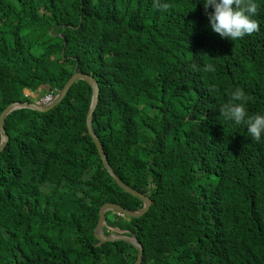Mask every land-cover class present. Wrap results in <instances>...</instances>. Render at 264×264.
I'll list each match as a JSON object with an SVG mask.
<instances>
[{"label": "trees", "instance_id": "trees-1", "mask_svg": "<svg viewBox=\"0 0 264 264\" xmlns=\"http://www.w3.org/2000/svg\"><path fill=\"white\" fill-rule=\"evenodd\" d=\"M162 2L0 0V114L31 102L25 90L56 96L76 67L98 85L91 126L110 167L151 201L142 217L105 213L138 239L141 264H264V138L219 113L236 90L264 113V0L260 30L234 41L201 0ZM91 95L77 81L51 110L4 119L0 264L134 263L129 244L93 236L102 205L142 203L101 163Z\"/></svg>", "mask_w": 264, "mask_h": 264}, {"label": "clouds", "instance_id": "clouds-1", "mask_svg": "<svg viewBox=\"0 0 264 264\" xmlns=\"http://www.w3.org/2000/svg\"><path fill=\"white\" fill-rule=\"evenodd\" d=\"M201 2L211 30L219 34L220 37L234 41L260 30L255 19L257 15L255 0H201ZM154 7L167 11L169 4L162 0H154ZM209 7L212 9L211 12L207 11ZM206 70L213 71L212 65H208ZM24 93L33 95V97L24 95L25 98H37L31 91L25 90ZM53 99V96L45 95L36 100L35 105L47 106ZM245 100L244 93L241 90H236L231 94V99L219 109V113L225 121H230L234 125L246 126L250 138L260 142L264 138V113L250 115L245 106Z\"/></svg>", "mask_w": 264, "mask_h": 264}, {"label": "water", "instance_id": "water-1", "mask_svg": "<svg viewBox=\"0 0 264 264\" xmlns=\"http://www.w3.org/2000/svg\"><path fill=\"white\" fill-rule=\"evenodd\" d=\"M77 81L85 82L86 84L90 86L91 91H92L91 103L89 106L88 113L86 115V127H87L88 134L91 136V139L97 149V153L100 157L103 167L105 168L106 172L109 174L111 179L115 182V184L120 189H122L127 194L138 198L142 203V208L137 211H128L120 207L117 204L102 205L99 208L98 221L94 228L93 236L100 243L122 241V242H125L126 244H129L130 246H132L133 248L137 250V257L133 264H141L143 249L138 239L133 234L128 235L126 231H119V230L107 227L106 220H105V213L107 211H111V212H115L118 215L126 216L128 218L142 217L149 210L151 201L149 200L147 196H144L143 194L128 187L115 175V173L113 172L112 168L110 167L106 159V156L103 152L102 146L100 145L98 138L96 137V135L94 134L92 130V126H91L92 115H93L94 109L98 101V85L93 77L86 75L82 72H79L75 68L73 70L72 76L65 83L61 91L58 92L56 96H54V99L47 106H37L35 105V102L33 103H30V102L20 103L19 102V103H13L7 106L3 110V112L0 114V136H1L0 151L4 148V144L8 140V135L6 134L5 129H4V119L6 118L8 114L18 109H29V110H33L39 113H44L46 111H49L52 108H54L56 104L59 103L63 99L65 94L68 93V91L70 90L71 86ZM105 228L110 231L109 234L104 233Z\"/></svg>", "mask_w": 264, "mask_h": 264}, {"label": "rangeland", "instance_id": "rangeland-1", "mask_svg": "<svg viewBox=\"0 0 264 264\" xmlns=\"http://www.w3.org/2000/svg\"><path fill=\"white\" fill-rule=\"evenodd\" d=\"M64 51H62V54H63ZM76 68V67H75ZM74 68V69H75ZM34 95L37 96L38 94L34 92ZM36 100H38V98H31L30 101L31 102H35ZM135 262V261H134Z\"/></svg>", "mask_w": 264, "mask_h": 264}, {"label": "built area", "instance_id": "built-area-1", "mask_svg": "<svg viewBox=\"0 0 264 264\" xmlns=\"http://www.w3.org/2000/svg\"><path fill=\"white\" fill-rule=\"evenodd\" d=\"M24 95L25 96H31V97H33V95L32 94H29V93H24Z\"/></svg>", "mask_w": 264, "mask_h": 264}]
</instances>
